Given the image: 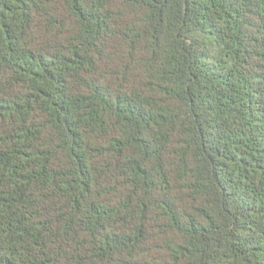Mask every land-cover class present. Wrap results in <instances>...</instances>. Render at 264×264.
<instances>
[{"label":"trees","instance_id":"1","mask_svg":"<svg viewBox=\"0 0 264 264\" xmlns=\"http://www.w3.org/2000/svg\"><path fill=\"white\" fill-rule=\"evenodd\" d=\"M0 264H264V0H0Z\"/></svg>","mask_w":264,"mask_h":264}]
</instances>
